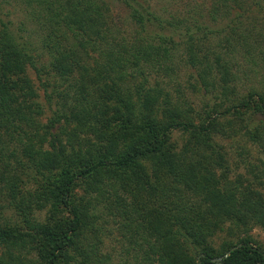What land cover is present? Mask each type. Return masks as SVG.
Here are the masks:
<instances>
[{
  "label": "trees",
  "instance_id": "trees-1",
  "mask_svg": "<svg viewBox=\"0 0 264 264\" xmlns=\"http://www.w3.org/2000/svg\"><path fill=\"white\" fill-rule=\"evenodd\" d=\"M20 1L40 26L56 76L70 81L79 71L90 77L68 84L75 102L41 124L34 115L43 114L42 106L26 70H48L36 67L30 45L0 19V195L19 221L0 223V264H115L101 251L94 224L102 206L126 242L121 264L264 263L262 248L247 233L264 229V170L245 166L259 185L231 175L227 153L213 137H246L264 152V72L254 76L257 88L233 97L239 75L231 70L237 56L258 64L264 32L254 33L259 22L251 21L243 34L229 33L246 14L264 15V0L190 6L204 8L213 26L163 19L150 3L120 0L142 32L156 31L131 42L114 37L108 0ZM174 35L189 46L188 60L200 68L206 90L214 85L208 73L218 75L227 91L223 116L207 112L196 123L191 109L163 89L146 80L125 84L148 65L167 71ZM216 35L218 51L193 52L194 41ZM41 85L46 90L50 82ZM251 110L253 119L246 115ZM174 132L184 136L181 143ZM239 154L248 157L249 150ZM224 228L237 237L215 247L212 238Z\"/></svg>",
  "mask_w": 264,
  "mask_h": 264
},
{
  "label": "rangeland",
  "instance_id": "rangeland-1",
  "mask_svg": "<svg viewBox=\"0 0 264 264\" xmlns=\"http://www.w3.org/2000/svg\"><path fill=\"white\" fill-rule=\"evenodd\" d=\"M110 1V11L108 12L109 25L112 27V32L115 34L116 40L120 42H131L138 37V34L143 37L152 38L156 31L152 32H142L140 27L133 21L130 11L125 7L124 3L120 0H108ZM144 3H150L153 12L159 15L163 19L168 20H186L191 23L196 22L197 24H210L217 25V23H211L207 12L194 11L190 9V6H198L200 10L202 7H206L207 4L203 0H140ZM32 11H26L24 5L20 0H0V19L7 23L10 29L13 31L17 39L22 42L25 40L32 50L35 59V65L39 69L44 68L48 70V73H36L32 67H27V75L33 81L34 90L37 89V98L35 99L41 106L43 114L37 115L36 119L41 124H46L50 117H57L59 113L65 112L73 102L72 97L77 96L73 91L75 88L70 87L68 84L71 82L73 85H77L79 82L87 81L90 76L83 77L80 75L79 71L75 72L70 76V81H65L62 78L56 76L55 72L52 71L50 65V55L47 53L46 49L43 47L42 39L43 37L40 26L36 23L37 20H33L31 13ZM251 21L259 22L257 25H251ZM254 26V33L264 32V15L261 13H249L246 14V18L242 21V24L233 25L230 29V36H239L243 34L247 29ZM157 29V28H154ZM223 29V28H221ZM225 29V28H224ZM228 29V28H227ZM227 29H225L227 31ZM164 32V31H163ZM165 33V32H164ZM175 42V46L169 51L170 59L168 60L167 71L163 68H158V66H145L143 67L141 74H136L132 79L126 81L125 84L128 87H135L138 83L148 81L147 85L157 86L167 94H169L172 102L178 103V105L184 107H189L192 112V117L195 119L196 123H199L200 118L204 117L207 112L215 111L216 113H221L223 116V111L228 105L226 97L227 91H223L219 86L218 75L210 74L209 80H212L214 85L209 89H205L203 84L199 80L198 73L200 68L197 65L192 64L188 60L189 56V46L186 45L185 41L182 40L177 35L172 36ZM28 41V42H27ZM156 41V40H155ZM157 42V41H156ZM220 42L219 36H208L203 37L197 41H194L192 49L193 52L198 53L199 56H205L207 50L218 51L217 44ZM191 52V51H190ZM261 60L258 57L256 66H252L244 58L237 56L234 59V64L231 66L233 72H238L239 80L237 82L236 91L233 97L246 95L249 89L257 88L258 82L256 81L257 75H261L264 72V52L261 55ZM207 58V57H206ZM212 59V57H210ZM210 59L207 58L208 63L211 65ZM93 61L87 59L86 65H91ZM255 71V73H254ZM90 75V72H89ZM41 81H49L50 85L43 89ZM67 94V97L64 96ZM231 95V98H232ZM247 116L253 119V114L251 111H247ZM256 119H254L255 121ZM62 123V122H60ZM69 127V126H68ZM216 142H219L223 149L226 151V158L231 168V175L235 176L237 173L245 175L247 178L252 180L253 184L257 179L248 173L245 169L246 164L254 165L259 170H264V152L260 147L257 146L255 141L249 140L246 137L240 139L237 136H221L215 134ZM173 139L181 143L184 136L179 132H174ZM243 146V147H242ZM245 147L249 150V156L243 157L240 151ZM239 154V155H238ZM244 155V154H243ZM249 160V163H248ZM247 167V166H246ZM257 174L258 171H256ZM258 188L262 189L260 186ZM82 192L81 189H78ZM263 191V190H262ZM0 223L10 221L11 223H19L18 217L12 212L10 206L0 195ZM99 218L95 220L94 224L98 227V236L102 240L101 251L112 255L115 258V264H121L123 259L126 257L123 251V233L120 229L115 227L113 218L109 216L107 208L102 206L99 212ZM45 212H41L37 215L38 220L44 219ZM250 237L255 241L256 245L262 248L264 252V229L259 226H253L248 232ZM237 237L235 235L231 236L228 234L227 229L224 228L217 232L213 238L212 243L215 247H219L221 243L228 238ZM122 257V258H121ZM121 259V261H120Z\"/></svg>",
  "mask_w": 264,
  "mask_h": 264
},
{
  "label": "water",
  "instance_id": "water-1",
  "mask_svg": "<svg viewBox=\"0 0 264 264\" xmlns=\"http://www.w3.org/2000/svg\"><path fill=\"white\" fill-rule=\"evenodd\" d=\"M237 247H238V245H235V246L231 247V249H230L229 251H227V252L225 253L224 256H228L229 253H230L232 250H234L235 248H237Z\"/></svg>",
  "mask_w": 264,
  "mask_h": 264
},
{
  "label": "flooded vegetation",
  "instance_id": "flooded-vegetation-1",
  "mask_svg": "<svg viewBox=\"0 0 264 264\" xmlns=\"http://www.w3.org/2000/svg\"><path fill=\"white\" fill-rule=\"evenodd\" d=\"M260 264H264V263H260Z\"/></svg>",
  "mask_w": 264,
  "mask_h": 264
}]
</instances>
